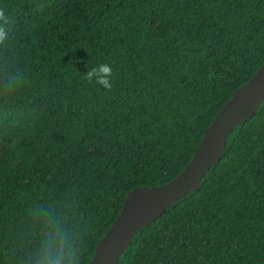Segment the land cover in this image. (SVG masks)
Instances as JSON below:
<instances>
[{"label": "trees", "instance_id": "16d2710c", "mask_svg": "<svg viewBox=\"0 0 264 264\" xmlns=\"http://www.w3.org/2000/svg\"><path fill=\"white\" fill-rule=\"evenodd\" d=\"M0 8V139L21 162L0 166V264H37L49 233L66 234L71 264H90L128 193L179 176L264 65V0ZM102 64L111 90L96 83ZM65 158L76 163L62 177L38 171ZM118 264H264V102L199 188L138 232Z\"/></svg>", "mask_w": 264, "mask_h": 264}, {"label": "water", "instance_id": "95a60500", "mask_svg": "<svg viewBox=\"0 0 264 264\" xmlns=\"http://www.w3.org/2000/svg\"><path fill=\"white\" fill-rule=\"evenodd\" d=\"M264 102V65L221 108L205 131L191 162L172 181L153 188L130 191L123 210L98 246L90 264H118L132 238L160 218L187 193L197 190L205 174L226 151V142L238 125L249 121Z\"/></svg>", "mask_w": 264, "mask_h": 264}, {"label": "clouds", "instance_id": "9594fccd", "mask_svg": "<svg viewBox=\"0 0 264 264\" xmlns=\"http://www.w3.org/2000/svg\"><path fill=\"white\" fill-rule=\"evenodd\" d=\"M5 13L6 10L4 8H0V21H4V23L7 24L8 17ZM3 36L4 31L0 28V39H2ZM94 73H96L95 69L92 72L86 73V79L91 81ZM111 76V67L107 64H102L99 66V70L96 75V83L102 85L105 89L111 90L112 84L109 79ZM73 256L74 253L66 247V234L57 233L55 238H53V234L49 233L48 239L45 242L37 264H71Z\"/></svg>", "mask_w": 264, "mask_h": 264}, {"label": "rangeland", "instance_id": "374dc122", "mask_svg": "<svg viewBox=\"0 0 264 264\" xmlns=\"http://www.w3.org/2000/svg\"><path fill=\"white\" fill-rule=\"evenodd\" d=\"M158 25V24H156ZM34 148L32 150V154L37 155L39 153V144L40 141L38 138L33 139ZM14 146L11 141H3L0 139V166L3 164H7L10 166H19L21 162L18 159L12 158L10 155L12 153ZM96 153H99L96 151ZM76 161L70 158L60 159L57 161H42L39 164L38 171H42V173L47 177H62L67 174L71 167L75 165ZM32 175L31 173L27 174V179H29Z\"/></svg>", "mask_w": 264, "mask_h": 264}]
</instances>
